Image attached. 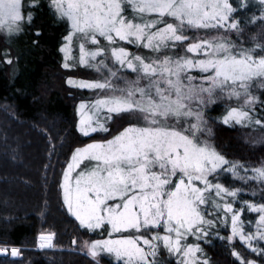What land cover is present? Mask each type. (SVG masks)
<instances>
[{
    "label": "snow or ice",
    "instance_id": "1",
    "mask_svg": "<svg viewBox=\"0 0 264 264\" xmlns=\"http://www.w3.org/2000/svg\"><path fill=\"white\" fill-rule=\"evenodd\" d=\"M37 4L38 0H0V32L22 31L21 22L33 20L31 12L26 17L22 14V8ZM49 7L71 29L60 49L65 53L63 67L79 64L102 75L105 69L108 73L103 81H67L69 86L102 93L78 105V131L84 137L107 132L112 114L139 113L144 121V126L131 125L110 140L76 148L63 173L64 204L82 227L105 229L109 235L134 233L86 243L91 255L102 249L114 253L118 264H159L163 248L177 257L176 264H207L196 255L202 252L199 244L186 243L189 236L197 240L207 236L204 226L214 224L205 218L207 208L202 205L218 212L223 209L225 215L219 218L224 223L227 214H232L230 242L237 235L242 242L264 241V204L245 202L248 211L258 214L255 232L245 233L240 219L245 209L234 210L232 202L221 204L216 199L234 198L240 189L231 190L209 179L226 165L225 171L244 182L264 183V166L252 169V176H240L242 165L229 162L198 135L207 124L203 109L215 102L217 93L229 99L243 97L241 105L221 118L223 124L264 127V121L250 115L257 100L250 91L252 84L264 87V56L253 53L257 48L264 51V44L233 51L235 45L220 36L192 40L188 34L192 29L239 30L236 22L227 23L236 11L229 0H49ZM74 37L78 57L70 55ZM101 37L107 46H101ZM118 41L157 55L131 53L117 46ZM89 44L96 47L90 49ZM106 52L120 69L135 73V79L119 76L120 69L105 63ZM97 57L104 59L93 64ZM70 59L75 63L69 64ZM113 80H122L123 86ZM51 238L41 235L39 239ZM7 251L0 248V252ZM252 251L260 254L264 249L252 247ZM11 255L19 256L20 250L11 249ZM233 255L239 264H255L235 251Z\"/></svg>",
    "mask_w": 264,
    "mask_h": 264
},
{
    "label": "trees",
    "instance_id": "2",
    "mask_svg": "<svg viewBox=\"0 0 264 264\" xmlns=\"http://www.w3.org/2000/svg\"><path fill=\"white\" fill-rule=\"evenodd\" d=\"M229 3L236 9L230 16L233 19L239 13L246 14L254 9L250 5L252 2L241 10L236 0H229ZM26 10L32 14V23L26 21L15 43L6 40L0 44V246L19 247L20 250L15 260L0 257V264H94L73 252L33 249L36 238L45 234L43 232L55 235L57 248H68L76 234L79 238L102 239L105 229L89 231L77 225L62 202V170L74 148L87 141L77 133L74 116L76 97L84 92L66 87L64 79L68 74L60 69L65 63L60 49L69 32L68 25L63 19H55L46 0H38L36 7L29 5ZM228 30L223 28V38L236 45L242 44L239 36H224L235 31ZM188 34L192 40L204 38V32L195 29ZM244 45L249 49L254 46L248 37ZM261 52L253 54L264 56ZM8 59L11 63L5 62ZM255 94L257 100L251 116L264 121V90L259 89ZM220 103L204 109L209 138L220 155L243 166L238 169L240 176H252V169L264 160V127L223 124L217 120L223 112ZM124 117H128L127 114L114 116L108 131L95 134L92 139L109 138L118 133L127 124ZM254 132L262 136L252 137ZM226 167L214 174V181L231 190L240 189L233 198V208L245 209L240 215L243 231L255 232L258 214L248 211L245 202L264 204V183L251 179L244 182L225 171ZM224 226L225 223L218 226L215 223L207 236L199 239L201 253L210 264H239L234 251L245 261L264 264V252L252 251V247L264 249V241L230 242ZM217 236L222 239L218 240ZM157 260L159 264H176L166 251ZM101 263L118 264L105 257Z\"/></svg>",
    "mask_w": 264,
    "mask_h": 264
},
{
    "label": "rangeland",
    "instance_id": "3",
    "mask_svg": "<svg viewBox=\"0 0 264 264\" xmlns=\"http://www.w3.org/2000/svg\"><path fill=\"white\" fill-rule=\"evenodd\" d=\"M236 1H237L236 6L239 7V10H241V8H244L246 6H249L248 4L251 3V2H252V4H250V5L253 6L254 9H251L250 11H247L249 13H246V14H245V12L244 13H239V15H237L234 19L231 18V17L229 18V19H233V21L237 23L239 30L229 29L228 32L233 31V30H235V31L233 33H231V34L230 33H225L224 36H227L228 34H229L230 38L239 36L240 39H241V42H242V44H237L236 45V44H234L231 41V44L235 45V48L233 49V51H236V50H239V49H249V46L244 45V42L247 41V37L254 44V46L252 48H254L257 44H264V19H262V17H264V4H261L260 3V0H236ZM25 2L27 3L28 0H25ZM46 2H48V4H49V0H46ZM51 12H52L53 16L55 17V19H59L57 17L56 13L52 9H51ZM22 14H24L25 17H26V15H27L26 7L22 8ZM128 14L131 15L130 11H129ZM257 15H259V17ZM251 16H254V17H251ZM241 18H243V22H240L242 20ZM63 20L66 21V23L68 25V31L70 32L71 29H70V26H69V22L66 19H63ZM26 21L27 20L25 18V20L21 22L22 31H23V28H24V25H25ZM233 21H231V22H233ZM22 31H20L18 34H15L14 33V34H11V35L7 34L6 32H0V44H1V41H6V40L9 41L10 43H15L17 41V37H19V35L21 34ZM197 31L198 32H204V34H203L204 37H206V36H209V37L210 36H220L221 38H223V35L221 34V33H223V28H221L219 30H217V29H209V30L200 29V30H197ZM69 32H68V34H69ZM194 37L196 38L195 35H194ZM100 42H101V46H107V41H105L102 37L100 38ZM66 43H67V41H66V39H64L63 46H65ZM117 46H124L125 48L128 49L129 52L134 53V54H138V55H142V56H145V57H148V56H156L157 55V53H152L148 49H145V48H137V47H135V46H133L131 44H125L122 41H118ZM88 47L90 49H92V48H95L96 46H93V45H90L89 44ZM175 51H177V50H175ZM258 51H261V50L259 48H257L256 49V52H258ZM261 53L264 54V51H262ZM168 54L169 55H172L173 54V51L170 50ZM180 54L183 55L184 53L183 52H180ZM63 55H64L63 58L65 59V53H63ZM70 55H72L74 57H78V55H79V51H78V48L76 46L75 37L73 38L72 47L70 49ZM105 55L109 56V59L106 60L105 63H107L110 67H113L114 69H120V65L119 64H115L113 62L112 58L110 57V53L106 52ZM159 55H163V53H160ZM188 55L189 56H192L193 54L189 53ZM101 59H104V57H97V60L96 61H92V63L95 64L98 61H100ZM68 61H70L69 64H74L75 63V61L74 60H71V59L68 60ZM60 69L63 70L65 73L68 74V77L66 79H64V85H66V87L68 86L72 90L73 89H75V90L77 89V90H80V91H83L84 92V95L77 96L76 97L77 101H76V105H75V114H74V116H75V120L77 122L76 123V125H77V127H76L77 133L79 134V136H81L83 138H87V141H85L83 143V145L81 144V146L75 147L74 150L76 148H82V147L86 146L87 144L92 143L94 141L95 142H104L106 140H110L115 135H118L125 128H127V127H129L131 125L144 126V121L139 118L140 117V114L139 113H122L120 115H126L127 114V116H128V117H124L125 118V121L127 122V124H125L124 127L121 128V130L118 133H116L115 135H113V136H111L109 138H101L102 136H100V138H98L97 140H96V138L92 139V137L95 134L106 133L104 131H97L95 133H92L89 137H84L78 131V124H79V120H80V116H79V114L77 112L78 105L81 102L90 103V102L94 101L97 98V95L98 94L99 95H102V93H100V90L92 91V90H88V89H81V88L69 86V84L67 83V81L69 80L68 78H71V79L76 80V81H94V80L103 81L104 77L107 76V74H108L107 73V70L105 69L104 72H103V75H102L100 72L95 71L93 68H88V67H85V66H80L79 64H76L74 67H72L70 69H66L63 66ZM118 75L119 76H122V77H127L129 79H135V73H132L129 70H126V69H120V71L118 72ZM113 83L114 84H117V85H120V86H123V81L122 80H113ZM259 89H262V91H263L264 90V87H261L258 83H256L254 81L253 84H252V87L250 89L251 94L253 96H255L256 95L255 92L257 90H259ZM214 99H215V102L214 103L221 102L220 104H222L220 109H222L223 112L221 113V115H219L220 117H217V120L220 119V121H221V118L227 113V111L230 108H232V107H238L239 105H241L243 103V97H241L240 100H236L235 98L229 99L226 95H222L220 93H217L216 96L214 97ZM214 103H210L206 107L208 108L211 105L213 106ZM254 107H255V104L251 106L250 115L252 114V111L254 110ZM204 109H205V107H204ZM204 109H203V112H204ZM114 116H116V114H112V119L111 120H113ZM111 120L106 123V127L107 128L109 127V124H110ZM236 125H239V124H236ZM251 125H253L252 127H255V128L256 127H260V125H256L254 123H252ZM198 135H199V137H200V139L202 141H207V143L212 148H215L214 147V144H212L211 139L209 138V131H208V129H207L206 126H204V131L202 133H198ZM261 136H262V134L260 135L259 132H254L252 134V137H261ZM259 139L263 141V139H261V138H259ZM262 141H260V142H262ZM48 142L51 144V140H48ZM253 144H255V143H253ZM74 150H73V152H74ZM73 152L71 153V155H69V157H68L69 160H67L68 162L66 163L65 167L62 170V180H61V183L63 181V173L65 172V170L67 168V164L70 162V158H71ZM216 152H217V150H216ZM2 153L4 154L3 151H2ZM5 154H7V156H8V153H5ZM87 163L88 162L85 161V164H87ZM261 166H264V160L261 161V163L258 164V166L256 168H259ZM83 167H84V164H81L80 165V168H83ZM79 171H80L79 168L78 169H75L74 172L72 173V175L75 176L76 172H79ZM209 179L212 180L213 183H216L214 181V180H216V176L215 175L210 176ZM200 186L203 187V185H200ZM60 188H61V186H60ZM61 195H62V189H61ZM206 195H208V194L206 193ZM216 199L221 204H223L225 202H230V201L232 202L234 200L233 197H225L223 201H221L219 197H217ZM62 202L64 204L63 195H62ZM64 207H65V210L68 212L69 216H71L74 219V221L77 223V225L81 226L80 223H79V221L76 220V218L71 213H69V211L67 209V206L65 205ZM201 207L202 208H207V212L205 213V218L208 219V220H213L214 221V224L212 226H204L205 229H206V231H209V229L213 228L214 225H215V223H216V226H218L219 223L224 224V222H222L221 219L219 218V217H223L225 215L224 212H223V209H220L219 212H218L217 209H215L213 207H209L207 205H202ZM208 213H213V214L212 215H209ZM231 215H232L231 213H228L227 214V222L225 223V226H224V229L226 231L225 234L227 235V238H229L232 235V233H231ZM43 233L52 235L51 240L50 241L49 240L41 241L39 239L40 237H37L36 238L35 245H34V248L32 247L33 249L41 250V251H59V252L64 251V252H73V253H77V254L85 257L86 259H89V261H91L94 264H102L101 263V259L103 257L109 258V260L112 261V262H118V261H117V258H116V256H115L114 253H109L106 250H102V249L97 250V255L95 257H93L91 255V252L89 251V249L85 246L86 243L90 244V243H94L95 241H103V240H108V239H117V238H120L122 236H129V235L134 234V233L125 232V233H113L112 235H109L108 234V231L105 230L104 231L105 234H104V237L102 239H98V238H95V237H91V238L90 237L79 238V236L76 234L75 236H73V238H71L72 239V245L70 247H68V248H64V247L57 248V246L55 244L57 240L55 241V239H54L55 238V235L54 234H51L50 232H43ZM215 238H218V240H221L222 239L221 237H218V236L215 237ZM233 241H235V242H242L240 240V238H239L238 235L232 237L231 242H233ZM186 243L198 244L199 243V240H197L196 237L189 236V238L186 241ZM41 244H44L45 246L44 247H41ZM0 248H7L8 251H10L13 248L19 249V247H9V246H0ZM24 248H26V247H24ZM165 251L166 250H164L163 248H161L159 255L165 254ZM196 255L201 260H207V264H210V262L208 261V259L205 258L202 255L201 252L200 253H197ZM162 257L164 258V260H166L165 258L168 259L167 256H162ZM173 257H174V261L176 263L177 257L176 256H173Z\"/></svg>",
    "mask_w": 264,
    "mask_h": 264
},
{
    "label": "water",
    "instance_id": "4",
    "mask_svg": "<svg viewBox=\"0 0 264 264\" xmlns=\"http://www.w3.org/2000/svg\"><path fill=\"white\" fill-rule=\"evenodd\" d=\"M41 235L49 236L50 234H41ZM41 235H40V236H41ZM40 236H39V237H40ZM51 237H52V235H51ZM0 257H10L12 260L17 259V256H12V255H11V250H10V251H7L6 253L0 252Z\"/></svg>",
    "mask_w": 264,
    "mask_h": 264
}]
</instances>
